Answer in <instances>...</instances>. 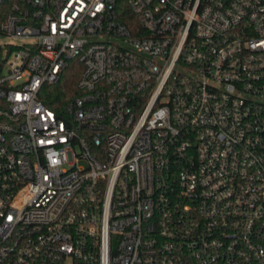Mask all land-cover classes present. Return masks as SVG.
<instances>
[{
    "label": "built area",
    "instance_id": "1",
    "mask_svg": "<svg viewBox=\"0 0 264 264\" xmlns=\"http://www.w3.org/2000/svg\"><path fill=\"white\" fill-rule=\"evenodd\" d=\"M126 2L0 0V264H264V0Z\"/></svg>",
    "mask_w": 264,
    "mask_h": 264
},
{
    "label": "trees",
    "instance_id": "2",
    "mask_svg": "<svg viewBox=\"0 0 264 264\" xmlns=\"http://www.w3.org/2000/svg\"><path fill=\"white\" fill-rule=\"evenodd\" d=\"M116 11L121 21L131 26L134 16L131 14L126 0H116ZM82 74V65L77 60H72L65 68L60 80L52 85H45L40 93L42 101L53 108H59L72 95L78 93L76 84Z\"/></svg>",
    "mask_w": 264,
    "mask_h": 264
},
{
    "label": "rangeland",
    "instance_id": "3",
    "mask_svg": "<svg viewBox=\"0 0 264 264\" xmlns=\"http://www.w3.org/2000/svg\"><path fill=\"white\" fill-rule=\"evenodd\" d=\"M2 54L0 55V58H4L5 57V54L3 52H1ZM5 70V68L3 69Z\"/></svg>",
    "mask_w": 264,
    "mask_h": 264
}]
</instances>
